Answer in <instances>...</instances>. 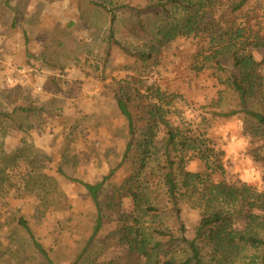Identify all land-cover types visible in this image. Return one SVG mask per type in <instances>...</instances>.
Returning <instances> with one entry per match:
<instances>
[{
    "label": "rangeland",
    "instance_id": "374dc122",
    "mask_svg": "<svg viewBox=\"0 0 264 264\" xmlns=\"http://www.w3.org/2000/svg\"><path fill=\"white\" fill-rule=\"evenodd\" d=\"M116 3L135 8L147 1ZM8 5L0 0V115L8 114L14 122L0 116V264H45L19 219L53 264L74 262L92 233L95 210L83 189L57 170L95 183L115 169L100 198L105 205L106 195L127 174L125 168L116 169L128 142L116 95L131 98L139 133L158 101L155 90L180 95L175 125L204 134L220 153L223 170L211 180L262 188V167L249 156L251 139L243 117L213 116L234 107V101L211 69H193L201 61L197 43L178 38L141 62L135 52H146L147 44L128 34V16L120 15L116 22L120 46L108 51L110 18L87 0H9ZM237 18L264 40V0H250ZM163 132L161 126L155 129L156 141ZM188 169L202 165L193 161ZM106 215L90 263L126 264L130 255L121 245L102 249L101 240L114 228L115 214ZM198 218L189 203L182 205L189 232ZM245 227L244 219L234 224L237 231Z\"/></svg>",
    "mask_w": 264,
    "mask_h": 264
},
{
    "label": "trees",
    "instance_id": "16d2710c",
    "mask_svg": "<svg viewBox=\"0 0 264 264\" xmlns=\"http://www.w3.org/2000/svg\"><path fill=\"white\" fill-rule=\"evenodd\" d=\"M87 1L110 18L108 51L120 46L115 38L120 15L131 21L128 34L147 44L146 52H135L141 62L149 61L178 38L199 45L197 58L201 61L196 60L193 69H211L218 85L234 101V107L215 111L213 116L243 117L251 139L249 156L262 167V188L211 180L223 170L220 153L204 134L175 125L176 105L183 101L180 95L155 90L158 101L152 104L143 133L130 111L129 95H116L128 136L116 169L125 168L127 174L106 195L105 205L100 198L115 169L95 183L72 179L61 168L57 170L83 189L95 210L92 233L72 264H91L89 256H93L94 243L107 223L106 212L115 214L114 228L101 240L102 249L121 245L130 255L126 264H264V40L246 30L237 18L250 0H146L144 7L135 8L116 0ZM8 3L4 0L9 8ZM0 116L14 122L8 114ZM159 126L164 132L156 141ZM193 161L202 169L189 170ZM186 203L199 216L191 232L182 219ZM238 219L246 221L242 231L234 228ZM18 225L28 233L45 264H53L27 223L19 219ZM246 249L254 254L245 256ZM91 262L95 264L96 259Z\"/></svg>",
    "mask_w": 264,
    "mask_h": 264
}]
</instances>
